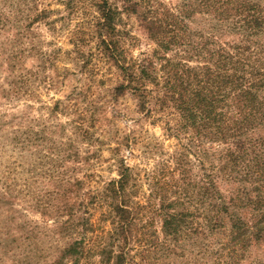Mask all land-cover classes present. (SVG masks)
Instances as JSON below:
<instances>
[{"label":"trees","instance_id":"1","mask_svg":"<svg viewBox=\"0 0 264 264\" xmlns=\"http://www.w3.org/2000/svg\"><path fill=\"white\" fill-rule=\"evenodd\" d=\"M47 1L0 0V102H38L42 86L65 87L69 73L49 76L62 49L46 53L39 28L56 34V22L85 14L63 53L81 86L42 105L46 118H31V106L0 115V264H31L45 244L56 251L46 264H243L264 242L261 0H197L176 11L162 0H59L68 17L58 21ZM123 15L135 17L156 45L151 54L131 56ZM194 15L211 17L215 35L192 34ZM228 30L239 40L218 42ZM107 82L108 96H96L93 86ZM128 97L141 115L137 126L163 114L177 121V136L192 135V146L220 145L202 150L209 169L185 150L152 171L131 167L121 153L137 144L136 131L110 134L115 107ZM105 147L117 177L104 181L96 167L106 162ZM27 209L42 223L28 220Z\"/></svg>","mask_w":264,"mask_h":264},{"label":"rangeland","instance_id":"2","mask_svg":"<svg viewBox=\"0 0 264 264\" xmlns=\"http://www.w3.org/2000/svg\"><path fill=\"white\" fill-rule=\"evenodd\" d=\"M163 3L170 9L177 10L179 7H183L185 5H195L197 4V0H162ZM264 8V1H259ZM112 3H117V1L112 0ZM259 3V4H260ZM47 4L49 9H51V19L53 21H58L60 17H68L67 12L65 11V7L63 4L59 2V0H48ZM120 6V4H118ZM82 13V11H80ZM85 14H79L78 17L72 18V21H68V25L63 22H56L57 31L56 34L48 31L46 27L39 28V32L42 35V40L44 41L43 49L46 53H50L53 49L60 48L62 52L72 50L71 45V31H74L75 28L79 25V23L83 20ZM89 17V15H88ZM121 22L119 27L122 31H126L130 34L134 40H129L127 43L130 54L133 58L137 59L143 54H151L155 49L156 45L151 43L143 29L141 28L139 22L135 17L123 15L121 18ZM216 22L211 19V17L206 15H194L190 20V28L192 34H197L198 32H203L205 36H209L214 34L215 31L212 28L217 25ZM223 36L218 38V42H237L239 40V36L231 34L228 32H223ZM215 35V34H214ZM216 36L219 37V33H216ZM196 40V38H195ZM213 40V39H212ZM62 53V59L58 61L57 67L58 72L54 70L49 72V76H53L57 78V73H69V77L65 79V87L62 90H46L44 86L39 89V99L38 102L35 100L36 98L31 99H21L20 101H12V102H0V115H6L10 117L12 115H20L26 113L27 106H31L33 109L30 111L27 110L31 118H39L42 114L44 117H47V113L44 111H39L42 105H52L55 100L62 99L72 90V87H80V74L78 73V68L74 62L68 61L64 58V54ZM195 59L192 60L191 65L195 64ZM27 66L30 68L32 66V61L27 63ZM103 72L107 71V68L103 66ZM6 73V71H5ZM60 75V74H59ZM4 76V75H3ZM3 76L0 77V82H2ZM48 76V73H47ZM83 81V80H82ZM110 86V83L107 82L105 84H96L93 86V89L96 93V96H100L101 98H105L108 96L107 89ZM98 101V98H97ZM110 101V100H109ZM134 101L131 98H122L117 103L115 109L116 118H114L112 123V130H110V134L112 136H118L119 132L121 135H124L129 130L136 131V136L138 137L137 144H131L130 147H123L122 149V157L131 167H137L139 170H147L152 171L156 167V165L163 161L164 159H168V155H173L174 153L181 152L185 150L189 156V158L198 165L199 161L204 159L205 167L209 169V161L206 158H203L202 150H213V148L218 151L221 150V146L215 144L214 146L211 144L200 145L195 143L194 146L191 145V136L190 134H180L177 136V132L171 131V127H174L176 124V120L173 117H163V114H159L158 116H152L146 118V120L142 121L140 125L137 126L136 120L140 119L141 115L136 114L134 111ZM65 117H59V121L61 123L66 122ZM175 130V129H174ZM111 139V137H110ZM108 140V143L111 144L112 148H115V137L111 140ZM105 140V139H104ZM155 148L157 151H155ZM109 148H104L103 157L106 162L101 165H97L96 171L98 176H101L103 180H108L111 178L117 177L116 168L111 167V163L113 165L112 156L108 152ZM151 150H153L154 155H152ZM201 172V170H200ZM199 168L194 169V174L198 175ZM223 190L227 189V186L224 184ZM146 188H143L141 191V197H146L148 191H145ZM146 193V194H145ZM16 205V209L22 211L24 208V204L16 201L14 203ZM23 212L26 218L30 221H35L38 223H42L41 216L32 210H24ZM95 220L98 219L99 213H96L94 216ZM49 244H45L42 246V251L36 253V250H33V255L30 256L31 264H46L55 259L56 251L50 248ZM20 260V258H19ZM18 261V259H17ZM261 262L264 264V242L261 243L258 247L251 249L250 253L247 255L243 264H253ZM26 263V262H22ZM13 261V259H6L4 264H22Z\"/></svg>","mask_w":264,"mask_h":264}]
</instances>
